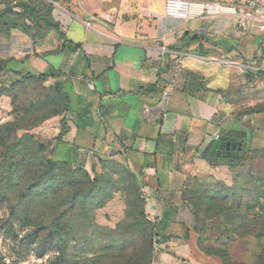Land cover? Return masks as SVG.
I'll use <instances>...</instances> for the list:
<instances>
[{"label":"crops","instance_id":"crops-1","mask_svg":"<svg viewBox=\"0 0 264 264\" xmlns=\"http://www.w3.org/2000/svg\"><path fill=\"white\" fill-rule=\"evenodd\" d=\"M164 3L0 0L11 23L0 35V88L41 76L65 98L39 127L48 156L90 175L110 163L133 176L154 216L150 264H236L199 250L186 187L227 153H264L255 109L264 29L253 20L240 30L230 12L182 22ZM235 133L241 151L210 156L218 135Z\"/></svg>","mask_w":264,"mask_h":264},{"label":"rangeland","instance_id":"rangeland-1","mask_svg":"<svg viewBox=\"0 0 264 264\" xmlns=\"http://www.w3.org/2000/svg\"><path fill=\"white\" fill-rule=\"evenodd\" d=\"M255 98L264 111L263 81ZM64 106L40 77L0 89V256L5 264H150L151 227L127 170L106 163L88 176L46 153L39 127ZM221 158L187 185L198 248L224 262L264 264V153Z\"/></svg>","mask_w":264,"mask_h":264},{"label":"built area","instance_id":"built-area-1","mask_svg":"<svg viewBox=\"0 0 264 264\" xmlns=\"http://www.w3.org/2000/svg\"><path fill=\"white\" fill-rule=\"evenodd\" d=\"M165 15L188 22L197 15H216L230 12L236 16V27L240 30H248L253 20H258L259 28L264 29V0H235L232 3L203 0H165ZM86 27H90V21L86 22ZM162 50H165L163 47ZM164 100L168 97V92L163 93ZM145 211L148 219L154 222V216L147 209Z\"/></svg>","mask_w":264,"mask_h":264},{"label":"trees","instance_id":"trees-1","mask_svg":"<svg viewBox=\"0 0 264 264\" xmlns=\"http://www.w3.org/2000/svg\"><path fill=\"white\" fill-rule=\"evenodd\" d=\"M23 11H24V13L28 16V17H30V16H32L33 17V15H31V12L33 11V9L30 11L29 10V7L28 8H25L24 7V9H23ZM6 13H7V11H5V10H2V11H0V21L1 22H4L5 24H6V30H5V32L8 30V28L10 27V22L8 21V19H7V16H6ZM38 77H41V76H38ZM0 89H5V88H0ZM42 150H43V148H41ZM50 158V157H49ZM54 163H58V164H63V165H67V166H70V167H72L68 162H66V161H55V160H53L52 158H50ZM72 168H74V167H72ZM74 169H76V170H78V171H80V172H83L84 174H86V175H90L86 170H84L83 168H74ZM128 172V171H127ZM128 174L131 176V178H132V185H133V188H134V192H135V195L136 196H139L141 199H142V201H143V210H142V212H143V216H144V218H145V220L149 223V225H150V227H151V237H150V246H151V248H152V250H153V241H154V231H153V227H154V222H152L151 220H149L148 219V216H147V214H146V211H145V200H144V198L142 197V196H140V192H139V188H138V186H137V184L135 183V181H134V178H133V176L128 172ZM186 189H187V187H186ZM187 196V195H186ZM185 196V198H186V200L190 203V205H191V207H192V210L194 211V213H195V215H196V222H197V210L195 209V207L193 206V204L189 201V199L187 198ZM195 231H196V225H195ZM47 238V242L49 243L50 242V240L48 239V237H46ZM50 238H52V236H50ZM46 250V248H45V243H40L39 245H38V247H37V249H36V251H37V253H38V256H43V254H44V251ZM223 261V260H222ZM224 262V261H223ZM0 264H5L4 263V260L2 259V257L0 256Z\"/></svg>","mask_w":264,"mask_h":264},{"label":"water","instance_id":"water-1","mask_svg":"<svg viewBox=\"0 0 264 264\" xmlns=\"http://www.w3.org/2000/svg\"><path fill=\"white\" fill-rule=\"evenodd\" d=\"M198 34L191 36L194 39ZM243 137L240 133L230 135H218L212 145V153L210 156L221 157L226 151H241L243 144Z\"/></svg>","mask_w":264,"mask_h":264}]
</instances>
